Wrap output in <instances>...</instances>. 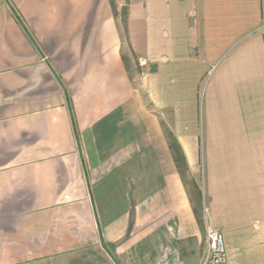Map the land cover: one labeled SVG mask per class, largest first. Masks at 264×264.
Segmentation results:
<instances>
[{
    "label": "crops",
    "instance_id": "1",
    "mask_svg": "<svg viewBox=\"0 0 264 264\" xmlns=\"http://www.w3.org/2000/svg\"><path fill=\"white\" fill-rule=\"evenodd\" d=\"M19 7L41 53L0 22V264H201L205 225L225 264H264V0Z\"/></svg>",
    "mask_w": 264,
    "mask_h": 264
},
{
    "label": "rangeland",
    "instance_id": "2",
    "mask_svg": "<svg viewBox=\"0 0 264 264\" xmlns=\"http://www.w3.org/2000/svg\"><path fill=\"white\" fill-rule=\"evenodd\" d=\"M23 1L24 0H18L17 2H15V0H0V22L1 23L10 22L11 26H13V24H14L16 26V28L20 31L22 36L25 38L24 41H26L36 51L41 53V50H40L41 46L39 47L38 43L35 40L34 34L31 33L29 28H28V26L31 25L32 21H35L36 17L32 15V13H31V11H29V9L25 10L24 8L19 7V3L23 2ZM117 13H118L116 16L117 22L120 26V29L122 30L124 27V16L122 15V8H119ZM72 48H73V43L66 44L65 47L61 46V49L65 50V51H70V52L72 51ZM124 52L126 54V59L128 60L127 61L128 65L127 64L126 65H127L128 70H130L129 71L130 72V78L135 79L136 77L139 76V74H141V68L138 66V62H137L135 56H133V54H131V49L125 44H124ZM8 67H9L8 63L1 62L0 70H4ZM47 67L51 69V67H49V66H47ZM54 74H56V73L54 72ZM53 77H54V80L57 83V85L60 88H62L64 91V94L66 97V105L68 108L70 126L72 129L73 136L75 138L76 148H77L78 153L81 157L82 163L86 164L83 148H86L87 140H85L84 137L81 136L79 133V130H78V127L76 124L74 111L72 108V104H71V101L69 99L67 89H66L62 79L57 74H56V76H53ZM41 79L43 80L44 77L41 76ZM134 85H135V83H134ZM121 134L123 135V134H125V132H122ZM130 134H131V132H130ZM132 140H133V137H131V141ZM88 143H89V141H88ZM198 185L201 186L200 179L198 180ZM198 185L195 184L194 182L189 181L190 189L192 191H194L199 197L198 192H200V189L198 188ZM200 197H201V193H200ZM200 197H199V199H201ZM205 209H206V204H205V202L203 204V199H202L200 202V206H199V216L201 218L203 217V219L206 218ZM205 227H206V225H205ZM205 227H204V236H205ZM205 251H206V237H205L204 254H205ZM204 254H203V256H204ZM203 256H202V259H203ZM87 260L90 261L89 264H112V262L110 260L104 259L103 254L101 257L98 253H90V254L88 253V255H84L82 257L83 263L87 262ZM105 261H108V262H105ZM201 263H202V261H201Z\"/></svg>",
    "mask_w": 264,
    "mask_h": 264
},
{
    "label": "built area",
    "instance_id": "3",
    "mask_svg": "<svg viewBox=\"0 0 264 264\" xmlns=\"http://www.w3.org/2000/svg\"><path fill=\"white\" fill-rule=\"evenodd\" d=\"M207 214V209H205ZM206 251L201 264H225L227 261L224 238L221 232L210 225L205 227Z\"/></svg>",
    "mask_w": 264,
    "mask_h": 264
},
{
    "label": "trees",
    "instance_id": "4",
    "mask_svg": "<svg viewBox=\"0 0 264 264\" xmlns=\"http://www.w3.org/2000/svg\"><path fill=\"white\" fill-rule=\"evenodd\" d=\"M109 1H110L112 8L114 9L115 8L114 7V0H109ZM122 15L124 16V31L126 33V7H124L122 9ZM152 71H154V70H152ZM167 134H168V137L170 138L171 146H172L175 158H176V163L178 165V170L180 171V174H181L183 180H185L187 169H186V165L184 162V158H183L182 154L180 153L179 149L177 148L176 144L174 143L171 134H169V133H167ZM131 228H132V223L130 224L129 231H131Z\"/></svg>",
    "mask_w": 264,
    "mask_h": 264
}]
</instances>
